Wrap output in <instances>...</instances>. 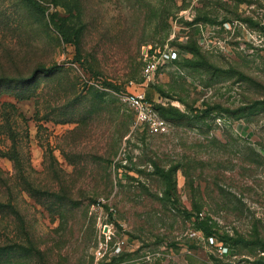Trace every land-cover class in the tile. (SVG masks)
I'll use <instances>...</instances> for the list:
<instances>
[{
	"label": "rangeland",
	"instance_id": "374dc122",
	"mask_svg": "<svg viewBox=\"0 0 264 264\" xmlns=\"http://www.w3.org/2000/svg\"><path fill=\"white\" fill-rule=\"evenodd\" d=\"M262 257L264 0H0V264Z\"/></svg>",
	"mask_w": 264,
	"mask_h": 264
},
{
	"label": "built area",
	"instance_id": "2783aa9c",
	"mask_svg": "<svg viewBox=\"0 0 264 264\" xmlns=\"http://www.w3.org/2000/svg\"><path fill=\"white\" fill-rule=\"evenodd\" d=\"M143 54V76L147 84L152 83L159 67L165 61L166 56L168 61H173L178 57V52L172 48H166L165 53L156 45L148 44L142 49ZM123 100L134 111L137 122L147 125L151 130L158 131L166 125V120L160 115L157 106L165 104L160 99L149 97L144 91H127L122 93ZM212 241L215 239L211 237ZM221 250H224V245L216 242Z\"/></svg>",
	"mask_w": 264,
	"mask_h": 264
},
{
	"label": "trees",
	"instance_id": "16d2710c",
	"mask_svg": "<svg viewBox=\"0 0 264 264\" xmlns=\"http://www.w3.org/2000/svg\"><path fill=\"white\" fill-rule=\"evenodd\" d=\"M35 5L37 6V7H40L39 6V4L36 2L35 3ZM59 30H60V32H61V34L63 35V37L67 40V41H72V39L69 37V34H68V32L66 31V28H65V26H59ZM157 108H158V110H159V113L161 114V115H163L164 114V110H166V107L163 105V104H159L158 106H157ZM173 111H174V109H173ZM205 231H208L209 232V235H213L215 232H213L212 230H209V229H205ZM212 237H215V238H217V239H219L217 236H212ZM220 240V239H219ZM221 242H222V240H220ZM257 263H259V264H264V257H262V258H260V259H258V261H257Z\"/></svg>",
	"mask_w": 264,
	"mask_h": 264
}]
</instances>
